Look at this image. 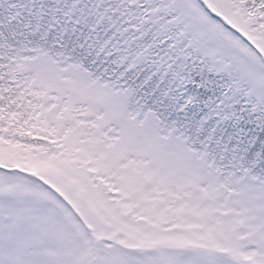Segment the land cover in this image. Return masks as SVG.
<instances>
[{
    "label": "snow or ice",
    "instance_id": "6c2138e0",
    "mask_svg": "<svg viewBox=\"0 0 264 264\" xmlns=\"http://www.w3.org/2000/svg\"><path fill=\"white\" fill-rule=\"evenodd\" d=\"M0 264H264V0H0Z\"/></svg>",
    "mask_w": 264,
    "mask_h": 264
}]
</instances>
